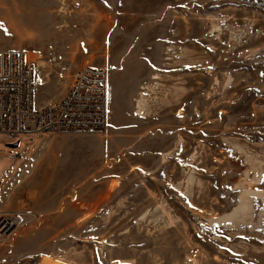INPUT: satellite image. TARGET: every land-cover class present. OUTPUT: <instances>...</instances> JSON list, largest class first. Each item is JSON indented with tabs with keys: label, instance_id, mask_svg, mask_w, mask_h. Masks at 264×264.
<instances>
[{
	"label": "rangeland",
	"instance_id": "1",
	"mask_svg": "<svg viewBox=\"0 0 264 264\" xmlns=\"http://www.w3.org/2000/svg\"><path fill=\"white\" fill-rule=\"evenodd\" d=\"M7 49L38 105L104 68L108 113L0 135L1 264H264V0H0Z\"/></svg>",
	"mask_w": 264,
	"mask_h": 264
},
{
	"label": "built area",
	"instance_id": "2",
	"mask_svg": "<svg viewBox=\"0 0 264 264\" xmlns=\"http://www.w3.org/2000/svg\"><path fill=\"white\" fill-rule=\"evenodd\" d=\"M107 113L108 74L104 68L85 65L73 75L62 99L38 105L34 64L22 50H0L1 136L16 140L35 134H103ZM15 222L14 217L0 213V241Z\"/></svg>",
	"mask_w": 264,
	"mask_h": 264
},
{
	"label": "bare ground",
	"instance_id": "3",
	"mask_svg": "<svg viewBox=\"0 0 264 264\" xmlns=\"http://www.w3.org/2000/svg\"><path fill=\"white\" fill-rule=\"evenodd\" d=\"M84 67V66H83ZM140 105V104H139ZM141 108V107H140ZM243 200H244V198H243ZM243 203V202H242ZM0 213H3V211H0ZM235 214V213H234ZM226 219H227V221L230 219V217H227V218H225V219H222V220H217V222H213V225L214 224H220V223H225L226 222ZM229 223V222H228ZM48 262L49 263H52V264H65L63 261H54V260H48Z\"/></svg>",
	"mask_w": 264,
	"mask_h": 264
},
{
	"label": "water",
	"instance_id": "4",
	"mask_svg": "<svg viewBox=\"0 0 264 264\" xmlns=\"http://www.w3.org/2000/svg\"><path fill=\"white\" fill-rule=\"evenodd\" d=\"M19 145H20V142H17V143H15V144H10V145H8V147L11 148V149H15V148H18Z\"/></svg>",
	"mask_w": 264,
	"mask_h": 264
}]
</instances>
